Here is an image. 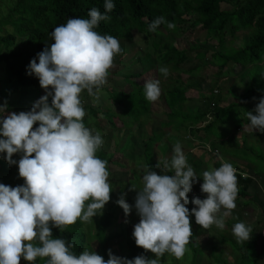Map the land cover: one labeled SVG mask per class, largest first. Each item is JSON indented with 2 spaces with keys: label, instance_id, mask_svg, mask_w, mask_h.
<instances>
[{
  "label": "trees",
  "instance_id": "1",
  "mask_svg": "<svg viewBox=\"0 0 264 264\" xmlns=\"http://www.w3.org/2000/svg\"><path fill=\"white\" fill-rule=\"evenodd\" d=\"M112 2L115 8L111 13H107L111 20L100 21L95 30L101 35H112L117 39H132L135 33L143 36V42L147 47L141 54L140 52L134 54L130 49L122 47L123 54L115 57V62L118 61L122 65L116 74L123 75L119 74L120 78L133 88L116 91L103 86L100 89L106 90V96L116 106H121L122 111L116 113L110 107L101 110L82 101L86 114L94 118L93 123L98 128V122L95 120L101 115L107 117L111 127L115 126L114 116H119L123 125L135 124L142 127L151 119L150 115L160 114V118L154 121L156 125L150 126L151 131L144 141L143 174L144 168L148 167L157 174L174 175L172 169L162 172L155 167L158 161L154 159V148L157 147L159 151L165 153L169 144L173 146L179 141L189 154L187 162L200 177L202 160L194 156L190 150L208 145L209 151L205 149L208 170L221 166L224 161L220 160V155L229 158L239 171L236 173L239 189L236 199L240 198L241 206L248 204L259 206L256 194L250 193L253 177L249 171H253L259 178L264 176V148L261 144L264 133L250 126L246 113L256 114L254 110L259 99L264 97V0H112ZM4 4L5 13L0 16V66H2L0 88L8 98L7 112L30 111L34 103L46 94L45 89L40 86L39 79L34 74H28V66L32 59H37L38 63L37 54L54 42L51 33L55 27L66 23L69 18H89L88 12L92 8H98L104 14L105 0H4ZM160 16L174 23L176 27L169 29L166 24H161L155 31H150L149 25ZM194 30L204 32L205 41L216 48L199 43L182 48L176 46L179 38ZM235 38L240 40L241 45L234 44ZM191 61L193 63L186 69L181 67L183 63ZM229 63L237 65L235 76L240 80L242 90L237 92L233 81L217 87L207 86L208 78L218 83ZM208 66L215 68L214 73L208 72ZM161 67L169 69L168 80H160L161 95L158 100L150 102L145 96V79L159 80ZM135 68L140 70L136 71ZM230 69H227V74H230ZM84 92V97H88L86 90ZM192 100H202V105L189 104ZM49 102L51 103V97ZM126 115L130 119L128 124L123 120ZM84 123L88 126L86 116ZM38 126L39 123L34 125ZM235 130L240 131L234 133ZM170 131L169 144H162V140ZM132 148V142L127 141L125 152H130ZM21 157L22 153L13 155L14 160ZM98 157L107 160L108 164L112 160V157H108L102 150L98 152ZM14 170V165L5 164V171L8 174ZM242 173L247 175L242 176ZM24 183L21 182L18 186ZM122 195L124 194L120 191L119 199ZM118 206V203L114 204L95 220V232L91 235L87 233L83 222L78 221L63 232L53 228V238H63L69 243H74L72 251L77 255L91 245L89 237L95 238L96 252L107 260L109 258L107 247L119 232L108 234L106 232L114 223V211ZM187 207L191 211L190 204ZM261 210L258 225L252 227L249 241L239 242L233 237L220 235V240L229 243L237 254L236 264H260L264 256L263 249L260 251L256 249L257 234L264 226L262 205ZM238 216L239 214L232 211L229 219L225 220L231 229L235 223L240 222ZM120 233L124 235L126 244L125 251L121 244L124 251L122 257L134 259L144 255L152 258L150 251L146 252L136 245L133 232L125 235L121 227ZM187 247L191 250L189 263L197 264L203 255L200 243L190 239ZM212 250L214 263L225 264L226 259L222 262L217 257H223L222 253L215 252L216 247L213 246ZM21 264L29 262L22 258ZM36 264H47V258H37Z\"/></svg>",
  "mask_w": 264,
  "mask_h": 264
},
{
  "label": "clouds",
  "instance_id": "2",
  "mask_svg": "<svg viewBox=\"0 0 264 264\" xmlns=\"http://www.w3.org/2000/svg\"><path fill=\"white\" fill-rule=\"evenodd\" d=\"M104 7V14L92 8L89 18H69L54 28V42L37 54L38 63L34 58L28 66V74H34L46 92L30 111L7 113V105H0V154H7L9 165L18 163L19 176L25 181L16 187L0 183V264H21L22 258L29 264H36L37 258H47V264H161L165 253L177 259L185 255L193 236L192 215L204 229L215 225L223 230L225 218L236 208L238 178L228 162L200 175L207 198L189 200L199 176L177 141L170 163L159 160L155 165L162 172L174 170V175L157 174L145 167L143 188L135 201L140 216L133 231L135 243L155 258L140 255L128 259L109 250L105 260L88 248L77 255L72 251L74 243L53 238V228L63 232L78 221L88 223L102 215L113 191L108 161L96 155L104 141L98 130L85 125L81 99L85 90L97 96L108 82L115 57L124 51L117 38L95 30L100 21L111 20L107 13L114 10V3L105 0ZM161 24L176 27L160 16L149 30L155 31ZM159 72L167 77L169 69L161 67ZM160 84L158 79L146 80L148 101L158 100ZM254 111L256 114L246 113L250 126L264 133V97ZM17 153H22L18 162L13 159ZM130 190L137 188L132 185ZM117 203L130 215L132 205L123 195ZM189 203L196 206L191 211ZM232 232L239 242L252 236L251 226L244 222L235 223Z\"/></svg>",
  "mask_w": 264,
  "mask_h": 264
},
{
  "label": "rangeland",
  "instance_id": "3",
  "mask_svg": "<svg viewBox=\"0 0 264 264\" xmlns=\"http://www.w3.org/2000/svg\"><path fill=\"white\" fill-rule=\"evenodd\" d=\"M5 4L4 0H0V16L2 13H5ZM11 28V27H10ZM204 32H197L196 30L187 32V35L183 38H179L176 41V46L182 48L186 45L192 44H206L211 45V43H208L205 41ZM238 36V33L236 34V37ZM120 42L121 47H125L131 50V52L139 53L140 54L146 50V43L143 42V36H139L134 33V36L132 39H118ZM239 39L235 38L234 44L235 45H241L239 43ZM203 46V45H202ZM213 49L216 47L211 45ZM138 54V55H140ZM193 62H186L181 65L183 69H186L189 67ZM122 65L116 61L114 62V67L110 69L109 76H108V82L104 87H108L111 90H118V89H129L130 87L133 88L132 85L126 84L120 77L123 76L116 72L120 71V68ZM168 67V66H167ZM237 65L228 64L227 68L225 69L222 77L218 80V83H215V81L212 78H208L206 81L207 86L211 87H217V85H225L228 81L235 82V88L237 92H240L242 90V84L240 80L235 76L237 70ZM233 68V69H230ZM209 73H214L215 68L214 67H207ZM227 69H230V74H227ZM136 71L140 70L139 68H135ZM236 70V72H235ZM2 72V66H0V74ZM126 72V70H124ZM167 77L161 76L159 77V80H165ZM144 81V79H141ZM168 80V79H167ZM141 81V82H142ZM146 81V79H145ZM85 92L82 93L81 99L85 103H90L93 107H97L101 110L106 109V107H110L112 110H114L116 113H120L121 106H116L114 103L110 101L108 96H106L107 92L99 90L97 96H90L87 91L86 94L88 97H84ZM3 90L0 88V105H7L8 98L5 97ZM202 100H192L189 104H201ZM4 103V104H3ZM28 107H25V109ZM17 114L21 111L14 110ZM7 113H11V111H8ZM2 115V114H1ZM151 119L147 120L148 123L143 124L142 127H138L137 125L129 124L128 126L125 124L123 125L122 120L119 119V116H114L113 121L115 122V126L111 127L109 121L107 120V117L104 115H101L99 117H96V120L98 122L99 128L95 126L93 123L94 118L90 116L89 114H86L87 120H88V127L93 128L95 130H98L101 133L102 139L104 141L102 147L100 150L105 151L107 153L108 157H112V160L108 164V170L110 172L109 181L112 185L113 191L110 193L111 199L110 201L105 205L103 212L108 210L111 206L114 204H117V201L119 199V192H123V196L125 200L132 205V211L130 215H125V212L123 208L119 205L116 210L114 211L115 219L114 223L108 228L106 234L108 233H114L119 232L116 237H113L109 246L107 247V252L109 253V250L111 252L119 257H122L124 254V251L126 250V244L124 240V235H121L120 228L122 227L123 232L125 235L131 233L134 231L135 224L139 223L140 216L137 213V210L135 208V201L136 196L138 194V190H141L143 187V165H142V151L144 147V141L148 137V134L150 133L151 125H156L154 121L158 120L160 118V114L158 115H150ZM129 117L126 115V118L123 120L126 121L128 124L130 122ZM158 128V126H157ZM167 131V130H165ZM240 130H235L234 133H239ZM173 132V131H172ZM171 131L167 133V137L162 140L163 143L169 144V135ZM3 137L0 136V139ZM171 140V138H170ZM127 141H131L133 144V148L130 150V152H125V144ZM261 144L264 148V138H262ZM209 146L205 145L203 146H197L196 148L190 150V152L196 156L197 158H200L202 160L201 165V174L205 170H208L207 164L205 163L207 160V154H205V149L209 151ZM100 150L98 152H100ZM161 150V149H160ZM186 157H188V153L186 149H183ZM98 152L96 155L98 156ZM154 159L159 162L162 160H168L169 163L171 161L172 155H173V146L169 144V148L165 153H162L159 151L157 147L154 148ZM19 154V153H18ZM6 153H3L0 155V175H1V183L16 187L21 182H25L23 178L19 176V168L18 163L14 164L15 170L12 171V173L8 174L5 171V164L8 165L9 163L6 160ZM222 157V159H221ZM220 160L224 162L233 163L229 158H226L224 155L219 156ZM20 159H17L18 162ZM223 162V163H224ZM189 164V163H188ZM190 165V164H189ZM165 172V170H164ZM251 176L253 177V187L250 193H255L258 197V203H260L259 206H254L253 204H248L246 206H241V200L236 199V208L232 211L239 214L240 222H244L245 224L251 226V228L255 225H258V219L261 217V205L264 206V176L259 178L257 174H255L253 171H249ZM256 177V180L254 179ZM258 177V178H257ZM203 183V177H198V182L193 184V189L189 193V200H192L195 197H199L201 199L207 198V194L203 193L201 190V185ZM132 185H135L137 190H130L132 188ZM254 189V190H253ZM191 206V209L196 207L194 204L189 203ZM223 211V209H222ZM103 214V213H102ZM101 214H98L93 217L92 222L84 223L83 226L86 229L87 233L90 235L95 232V220L100 217ZM230 216L226 217V219H229ZM192 230H193V236L191 237L192 241H198L200 243V247L203 251V255L199 258V262L197 264H215L213 259V250L212 246L216 247L215 252H218V254L222 253V256L225 257H219L220 260L223 262L225 259V264H236L238 260L237 254L233 251L230 244L227 242H223L220 240V235L230 236L236 239V237L233 235L232 229L229 225L225 222V228L223 230L217 228L215 225L211 226L208 229L202 228V226L196 224L195 216L192 215V218L190 219ZM197 231L199 233H197ZM259 231V230H258ZM260 233L257 234V244L256 249L257 251H260L261 249L264 250V226L259 231ZM90 239V248H92L91 251H96V239L91 238ZM237 240V239H236ZM121 244L123 245L124 251L121 249ZM87 247V248H88ZM187 251L182 259H177L173 255H170L168 253H165L161 258V264H190V257H191V250L187 247ZM264 252V251H263ZM152 258H155L154 254L152 253ZM260 264H264V256L261 258Z\"/></svg>",
  "mask_w": 264,
  "mask_h": 264
},
{
  "label": "built area",
  "instance_id": "4",
  "mask_svg": "<svg viewBox=\"0 0 264 264\" xmlns=\"http://www.w3.org/2000/svg\"><path fill=\"white\" fill-rule=\"evenodd\" d=\"M233 167H234V166H233ZM234 168H235V167H234ZM235 169H236V168H235ZM237 172H239V171L236 169V173H237ZM241 175H242V176H246L247 174L242 173ZM257 178H258V177H257ZM254 179L256 180V177H254Z\"/></svg>",
  "mask_w": 264,
  "mask_h": 264
}]
</instances>
